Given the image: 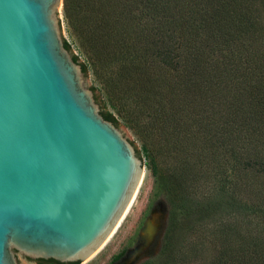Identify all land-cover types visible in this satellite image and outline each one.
<instances>
[{"label":"trees","instance_id":"trees-1","mask_svg":"<svg viewBox=\"0 0 264 264\" xmlns=\"http://www.w3.org/2000/svg\"><path fill=\"white\" fill-rule=\"evenodd\" d=\"M64 10L84 73L102 85L101 113L132 127L154 163L167 219L157 257L139 264H264V0H64Z\"/></svg>","mask_w":264,"mask_h":264},{"label":"water","instance_id":"water-1","mask_svg":"<svg viewBox=\"0 0 264 264\" xmlns=\"http://www.w3.org/2000/svg\"><path fill=\"white\" fill-rule=\"evenodd\" d=\"M61 2L0 0V264L88 259L144 173L65 46Z\"/></svg>","mask_w":264,"mask_h":264},{"label":"rangeland","instance_id":"rangeland-1","mask_svg":"<svg viewBox=\"0 0 264 264\" xmlns=\"http://www.w3.org/2000/svg\"><path fill=\"white\" fill-rule=\"evenodd\" d=\"M59 17L63 38L80 57L82 62H87V53L82 50L75 36L74 28L69 23L64 10V0L59 7ZM88 87H95L94 93L100 108L106 101L102 95L101 83L92 67L86 74ZM107 110H113L108 104ZM122 133L132 142L137 155L142 159L144 173L136 193L126 212L106 242L88 259L79 264H139L145 260L157 257L164 225L167 219V208L161 199L154 196L156 175L154 163L143 149V143L136 131L120 118ZM127 249L120 260L114 261L113 257L122 250ZM19 264H51L48 260L34 259L16 252Z\"/></svg>","mask_w":264,"mask_h":264}]
</instances>
